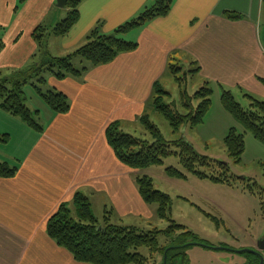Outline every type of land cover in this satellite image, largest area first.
<instances>
[{"label": "crops", "instance_id": "obj_1", "mask_svg": "<svg viewBox=\"0 0 264 264\" xmlns=\"http://www.w3.org/2000/svg\"><path fill=\"white\" fill-rule=\"evenodd\" d=\"M152 1L84 0L79 21L56 42L54 54L74 51L97 26L104 33L114 32ZM17 3L0 0L1 68L23 66L37 50L35 29L54 26L67 13L57 7V0H27L18 9ZM226 11L243 18L228 19ZM125 36L138 42L134 51L119 54L81 78L51 79L54 88L69 97V112H51L50 123L36 133L17 120L34 139L7 155L13 159H0L19 165L14 177H0V264H88L75 260L47 233L50 216L77 191L90 187V200L101 196L105 210L111 204L121 215L146 207L135 171L118 160L105 132L115 120L139 124L154 84L167 87L172 58L201 67L197 86L210 80L215 92L222 83L264 99V0H175L169 13Z\"/></svg>", "mask_w": 264, "mask_h": 264}, {"label": "trees", "instance_id": "obj_2", "mask_svg": "<svg viewBox=\"0 0 264 264\" xmlns=\"http://www.w3.org/2000/svg\"><path fill=\"white\" fill-rule=\"evenodd\" d=\"M26 1L18 0L17 9ZM83 1L68 0L67 15L63 19L54 26L39 25L35 29L33 37L37 42V49L40 50L38 63L29 65L11 76H3L0 70V109L20 117L33 130L42 132L44 127L40 122V112L36 111L34 114L27 105L26 85L31 84L55 113L69 112L70 99L65 93L56 88L45 91L41 87L47 83L44 74L50 72L57 80L68 77L81 78L90 69L111 63L119 54L134 51L138 47V42L123 36L134 27L169 13L175 0H153L136 18L122 24L114 32L104 33L100 26H97L88 34L85 44L81 47L64 56L51 54L47 47L48 37L65 36L71 31L79 21V6ZM225 16L231 20L243 18L241 14L232 11H226ZM2 47L1 41L0 52ZM76 59H80L81 67L75 66ZM200 71V66L192 68V65L187 66L177 58L169 61L168 74L177 82L179 102H168L167 100L172 98V93L161 82H156L145 112L138 119L146 131L144 136L126 132L119 120L107 126L105 132L107 142L119 161L140 172L139 170L164 164L165 158L177 156L181 168L169 166L165 169L171 178L187 179L188 174H193L215 184L229 186L234 184L235 178L230 171L229 163L200 154L181 136L167 139L160 127L151 119V114L157 112L168 121L174 134L180 133L186 125L196 127L203 123L212 106L215 87L210 80H205L194 93L188 91V82L196 79ZM262 82L264 83V79ZM217 85L221 92V103L226 111L264 144V99L241 89L234 91L222 83ZM238 95L248 104L243 105ZM224 145L229 158L234 163H241L246 148L244 133L236 127L231 128L224 138ZM18 171L19 165L0 161V177L11 178ZM247 179L251 178H243ZM135 180L142 199L147 204H157L159 217L169 222L166 229L145 231L135 226L116 224L112 221L111 210H106L103 221H100L93 212L90 198L77 191L70 202L61 203L50 216L47 222L48 235L59 246L67 249L75 260L88 264H158L159 256H161L159 264H187L186 247L211 246L208 241L200 240L186 226L178 224L172 218L171 196L157 189L150 175L137 174ZM249 188L253 191L251 185ZM70 203L75 205V216L72 215ZM213 219L218 222L216 217ZM160 236L165 238V243H161ZM144 248L149 251V255L140 251ZM242 249L244 248L239 250ZM236 252L247 258L244 264H260V254L264 256L261 251L260 254Z\"/></svg>", "mask_w": 264, "mask_h": 264}, {"label": "rangeland", "instance_id": "obj_3", "mask_svg": "<svg viewBox=\"0 0 264 264\" xmlns=\"http://www.w3.org/2000/svg\"><path fill=\"white\" fill-rule=\"evenodd\" d=\"M2 34L1 31L0 42L2 41ZM125 35L123 37L128 39ZM60 37L54 35L48 37L47 47L53 55H56L54 54L57 51V48H55L56 42L61 39ZM56 38L57 40L54 41ZM85 42L86 40L82 41L77 48ZM39 51L37 49L30 60H27L21 67L9 69L0 67L2 75L11 76L19 70L26 69L29 65L38 63ZM74 64L76 67L82 65L80 59L74 60ZM44 76L47 78V83L41 87L45 91L55 90L51 83V79L54 78L52 74L47 72ZM196 79L188 82L187 88L190 93H194L199 88L197 86L199 81ZM165 81L167 89L172 93L171 100L167 101L179 102V88L176 80L172 75H168ZM25 92L28 107L34 114L36 111L40 112V122L45 128L50 123L53 110L31 84L25 86ZM238 98L243 105L248 104L242 96L238 95ZM151 115V119L160 127L167 139L181 136L191 143L200 154L207 155L216 161L229 163L230 171L235 178L232 186L215 184L210 180L200 179L193 174H188L187 179L171 178L166 174L165 169L169 166L181 168L177 156L165 158L162 165L139 170L140 172L134 170L136 175H150L154 180L155 187L171 196V215L178 224L186 226L200 240L208 241L209 246L211 245L210 247L204 245L186 247L187 264H244L247 261L245 256L237 252L231 253L221 247L226 244L236 250L240 248L258 249L264 240V144L255 138L252 132L245 130L226 111L221 103L220 91L214 92L212 106L204 122L196 127L186 125L178 134L172 132L168 121L163 116L157 112H153ZM10 116L16 118V120L0 115V159H13L14 156L7 158V155L18 153L19 145L22 142L28 145L34 139V135L25 132L18 123L17 120L25 123L20 117ZM123 127L126 132L137 136H144L146 133L144 128L136 123L128 125L124 123ZM233 127H236L245 135L246 148L239 164L234 163L229 158L224 145V138ZM33 132L36 133L37 131ZM244 177L251 179L243 180ZM249 185H251L253 191L250 190ZM91 190L90 187L85 191L83 189L88 197L92 196ZM104 201L105 199L101 196L91 197L93 212L100 221H103L106 210L112 209V205L109 204V208L105 210ZM69 205L73 211L72 215L75 216V205L72 203ZM140 210L139 213L131 212L123 215L111 210L112 221L125 226H135L145 231L164 230L169 226L167 220L159 217L157 204H146V207L144 209L140 208ZM213 217H216L218 222ZM159 240L161 243H165L164 237L160 236ZM140 251L145 255H149L146 248L140 249ZM261 252L264 253V251ZM157 260L159 264L161 256Z\"/></svg>", "mask_w": 264, "mask_h": 264}, {"label": "water", "instance_id": "obj_4", "mask_svg": "<svg viewBox=\"0 0 264 264\" xmlns=\"http://www.w3.org/2000/svg\"><path fill=\"white\" fill-rule=\"evenodd\" d=\"M67 2H68V0H57V7L66 8ZM238 251H247V252H254V253L260 254L259 253L260 251H264V240L261 242L259 250L244 248V249L238 250ZM260 256H261V263L260 264H264V256L262 254H260Z\"/></svg>", "mask_w": 264, "mask_h": 264}, {"label": "flooded vegetation", "instance_id": "obj_5", "mask_svg": "<svg viewBox=\"0 0 264 264\" xmlns=\"http://www.w3.org/2000/svg\"><path fill=\"white\" fill-rule=\"evenodd\" d=\"M260 246V245H259ZM222 249H226L227 251H229V252H231V253H236V251H238V249L236 250V249H234V248H232V247H230L229 245H226V246H223V247H221ZM253 249H255V248H253ZM258 249H259V247H258ZM258 249H256V250H258Z\"/></svg>", "mask_w": 264, "mask_h": 264}]
</instances>
